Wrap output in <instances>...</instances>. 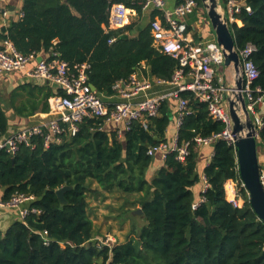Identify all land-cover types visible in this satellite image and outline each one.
<instances>
[{
  "label": "trees",
  "instance_id": "1",
  "mask_svg": "<svg viewBox=\"0 0 264 264\" xmlns=\"http://www.w3.org/2000/svg\"><path fill=\"white\" fill-rule=\"evenodd\" d=\"M145 1L24 0L22 19L0 33V39L12 42L26 56L55 51L71 67L89 63L90 83L99 93L112 96L114 85L143 64L152 76L166 81L178 67L177 60L153 46L150 21L162 15L159 10L140 26L132 23L105 32L112 4L124 3L142 17ZM246 5L252 13L243 10L238 15L242 25L231 30L238 49L250 44L257 48L253 60L260 76L252 87L264 90V0H246ZM57 94L64 93L51 84H25L15 92V97H24L17 113L25 117L40 110L47 113L49 99ZM183 98L189 100L190 113L178 137L180 144L189 143L190 154L185 162L171 154L155 173V157L148 151L167 141V130L175 121L173 100L163 104L148 131L136 123L120 138L116 131L100 129L103 118H89L62 144L46 149L43 137L37 136L34 149L23 145L15 157L0 152V197L8 199L16 192L34 195L31 206L41 212L0 232V264H264V222L241 181L234 145L219 140L211 146L214 154L204 168L209 188L205 193L194 190L203 184L195 139L219 134L225 124L214 120L208 105L192 93H183ZM259 114L264 122V107ZM8 125L0 108L3 134ZM260 140L264 145V126ZM229 180L238 185L242 207L226 197ZM95 184L96 191L135 196L131 204L142 208L145 224L134 226L124 242L99 245L106 237L97 238L88 201ZM64 186L73 189L66 192L68 204L62 206L56 192ZM228 193L231 196V189ZM202 198L205 201L194 209ZM45 231L47 238L42 236Z\"/></svg>",
  "mask_w": 264,
  "mask_h": 264
},
{
  "label": "built area",
  "instance_id": "2",
  "mask_svg": "<svg viewBox=\"0 0 264 264\" xmlns=\"http://www.w3.org/2000/svg\"><path fill=\"white\" fill-rule=\"evenodd\" d=\"M219 2L230 27L235 24L242 25L238 15L243 10L252 13L251 7L246 5V0H219ZM166 3V0H146L142 3V12L151 14L156 10L161 11V16H156L150 21L151 34L153 46L161 53L178 61V67L172 79L166 81L152 75L151 79L139 78L136 72L129 79L119 81L114 85L112 96L118 100L113 103L105 101L103 95L92 88L89 81L91 68L89 63L71 67L55 51L39 61L35 55L26 56L18 52L12 42L6 41L5 47L0 49V76L5 73L24 72L30 78L44 80L51 85L57 84L64 94L51 100L57 113L56 118L19 130L7 138L0 130V152H6L15 157L23 145L34 149L33 138L37 136L43 137L46 149L52 145L62 144L67 135L75 136L79 131V124L89 118H103L105 122L101 130L105 129L106 124H116L115 131L120 138L136 123L141 124L142 128L148 131L151 120L159 116L161 107L169 99L177 101L176 124L179 131L185 116L190 113L189 100L183 98V93L186 92L192 93L196 100L206 103L210 116L225 124L224 131L219 134L208 138L197 137L195 139L197 145L199 147L212 146L217 141L223 140L235 146L233 121L229 108L224 107V102L234 84L226 86L225 77L219 71V67L224 65L223 48L217 43L216 38L210 41L197 42L195 40V35L200 36L202 32L201 25L199 22L195 25L191 24L188 20L199 12L200 6L197 0H184L174 9L167 8ZM137 16V11L124 3H114L109 10V23L104 26V30L109 32L124 29L132 24L134 17ZM113 42L115 39L110 41V43ZM237 51L245 78L243 93L259 141L260 130L264 126L262 116L259 114V108L264 107V90L252 87L253 82L260 76V71L253 60L257 48L250 44L244 49L237 48ZM144 65L143 69H145ZM154 85L169 86L171 89L137 101L134 99ZM189 147V143H179L177 132L171 144L168 141L162 142L158 146L151 147L148 154L154 157L161 154L164 163L171 154H175L180 162H185L190 154ZM202 180L203 193H205L209 188L205 174ZM261 183L264 189L263 168L261 169ZM225 188L227 191L228 189L232 191L230 202L235 207H242L237 183L229 180ZM35 200L34 195L20 192L14 193L8 199L0 197V212L19 210L22 220H25L31 214L41 213L31 206ZM204 201L205 198H202L195 203L194 209H197ZM42 236L47 238L48 232L45 231ZM99 242V245H108L115 241L106 238Z\"/></svg>",
  "mask_w": 264,
  "mask_h": 264
},
{
  "label": "crops",
  "instance_id": "3",
  "mask_svg": "<svg viewBox=\"0 0 264 264\" xmlns=\"http://www.w3.org/2000/svg\"><path fill=\"white\" fill-rule=\"evenodd\" d=\"M166 6L169 9H174L178 5V0H166ZM184 1V0H183ZM24 0H0V33H3L5 30L9 29L14 23L20 21L22 19V9H23ZM143 21L149 22L151 17L150 13H144L142 12ZM199 14L189 18L188 22L191 24H197L199 22ZM139 17V15L137 16ZM136 18V17H134ZM134 20V19H133ZM201 37V38H200ZM199 38V39H198ZM214 36L209 38H203L202 32L200 33V36L198 34L195 35V40L199 42L200 40H206L210 41L213 40ZM4 40L0 39V49H3L5 47ZM49 54L46 53H40L37 56L38 58H47ZM34 65L31 64V67ZM145 69H138L137 70V76L139 78H148L151 79V70L150 68L146 67L144 65ZM233 69L232 67H225V68H219V71L221 74L225 77V80L232 81V84H234V72L231 73L229 70ZM230 81V82H231ZM49 84L47 81L44 80H38L33 79L28 76L24 72H13V73H5L0 76V108L5 112L7 118H8V132L4 134V136L7 138L14 134L15 132L36 126L45 122H48L54 118L57 117L56 110L52 106V99L56 96H59L58 94L51 97L49 99V106L50 110L47 113L40 111H37L33 115H29L28 117L22 116L19 113H17V108L20 107L22 101L24 100V97L17 96L15 97V92L18 90L19 87L25 85V84ZM53 87V85H52ZM55 88V87H54ZM58 89V88H55ZM171 88L169 86H152L147 92L135 97L134 99L140 100L147 96H155L160 93L169 91ZM56 91V90H55ZM103 95V94H102ZM103 98L105 101L113 103L118 100L115 96H105L103 95ZM173 100L176 107L173 111V117L175 118V121L173 124L168 128L166 133L167 141L171 144L173 141V138L177 134V124H176V115H177V101L175 99H169ZM117 129V125L113 123L106 124L105 130L108 132H113ZM213 148L211 146H202L199 149V170L201 174H204V168L207 166L213 156ZM259 157H260V163L262 168L264 169V151H259ZM154 164H153V173H155L158 169H160L164 162L162 160L161 154H157L154 158ZM202 183L195 186L194 190L198 193L203 189ZM1 196V194H0ZM22 220L20 216L19 210H3L0 212V232H5L13 223L16 221Z\"/></svg>",
  "mask_w": 264,
  "mask_h": 264
},
{
  "label": "water",
  "instance_id": "4",
  "mask_svg": "<svg viewBox=\"0 0 264 264\" xmlns=\"http://www.w3.org/2000/svg\"><path fill=\"white\" fill-rule=\"evenodd\" d=\"M201 2L215 30L217 43L223 48L224 65L232 67L234 71V85L231 93L227 96V101L233 121L240 178L248 191L250 204L254 212L264 222V189L261 183L262 166L259 157L256 127L247 108V101L243 93L245 78L242 72L240 55L227 17L221 10L219 0H201ZM38 60L40 61L42 58H38ZM53 87L59 88L57 84H53ZM92 88L97 90L94 85H92ZM71 189L73 187L64 186L57 190L56 194L62 206L68 204L65 194ZM134 214L142 216L143 210H136Z\"/></svg>",
  "mask_w": 264,
  "mask_h": 264
},
{
  "label": "rangeland",
  "instance_id": "5",
  "mask_svg": "<svg viewBox=\"0 0 264 264\" xmlns=\"http://www.w3.org/2000/svg\"><path fill=\"white\" fill-rule=\"evenodd\" d=\"M204 12V13H203ZM199 23L202 29V37L215 38V30L211 24V21L208 17L206 10L203 7L199 8ZM132 23H136L139 26L147 21L143 22L142 17H136L132 21ZM201 38V37H200ZM199 39V38H198ZM223 65L219 68H225ZM230 77L231 73L233 74V69L230 68ZM231 81V80H230ZM225 80L226 86H231L232 81ZM224 107L226 109L229 108L228 101L224 102ZM259 151H264V145L262 141H258ZM227 185V183H226ZM97 185H93L94 193L88 194L89 208H90V216L94 222L95 231L97 238L106 237L111 239V241L115 242H124L126 237L129 236L134 226L141 228L145 223L140 218V215L134 214L136 210L142 209L140 206L132 205V201L136 200L135 196L128 197L120 194H110L104 193L100 191H96ZM239 191V188H238ZM229 189L227 191L226 188V197L230 201L231 196L229 195ZM244 201H241V205L243 206ZM132 210L133 215L130 213Z\"/></svg>",
  "mask_w": 264,
  "mask_h": 264
}]
</instances>
